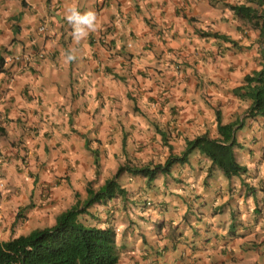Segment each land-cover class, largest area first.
Listing matches in <instances>:
<instances>
[{"label": "crops", "instance_id": "0c3cea01", "mask_svg": "<svg viewBox=\"0 0 264 264\" xmlns=\"http://www.w3.org/2000/svg\"><path fill=\"white\" fill-rule=\"evenodd\" d=\"M242 2L244 0H0V57L8 61L2 63L0 71V153L11 165L12 162L14 166L20 161L23 163V171L19 173L32 176L37 172L38 178L40 174L47 179V165L43 162H52L53 158L45 156L44 146L49 145L51 139L52 151L62 149L59 155H65L70 163H78L76 153L88 154L84 148L85 137L69 133L68 126L58 130L54 126L49 129L34 125L35 120L46 115L55 118L54 113L61 104L62 108L76 112L78 118L89 111L87 104L81 103L88 96L85 88L79 87L83 90L76 99L70 96L68 86V73L82 76L81 69L85 71L87 65L91 71L109 68L113 73L129 74L133 82L128 80L131 96V104L125 103L128 116L139 122V117H144L142 125L145 126L146 119L154 117L174 126L173 132H178L177 126L183 127L178 139L184 131L189 134L204 131V126H214V109L219 110L222 122L239 115V119L243 115L245 118L241 109L247 102L237 99L231 90L241 84L245 74L259 68L262 44L257 29L228 8ZM73 5L81 12L94 10L97 14L96 31L79 43L74 41L72 27L65 16L66 9ZM205 33H217L227 39L208 38ZM64 51L74 55V59L67 61ZM121 53L128 54L126 60L119 57ZM28 66H36L40 76L45 74L47 78H33ZM41 66L46 70H41ZM49 66L60 69V74L52 73ZM171 67H176V71ZM97 93L102 100L97 101ZM103 94L97 90L93 93L92 99L98 105L89 111L90 114L94 111L93 119L85 116L84 122L81 118L70 125L81 134L91 133L93 144L99 137L105 142L107 130L120 133L119 114L125 112L119 109L116 98L113 101L112 91L106 96ZM38 98L40 103H36ZM18 116L23 126L13 121ZM131 121L126 122L132 131L130 141L136 137L138 142L147 143L142 130L145 126H134ZM108 123L110 126H106ZM64 131L68 136L61 134ZM157 136L155 134V140ZM8 141H15V145L9 148ZM104 155L102 152L100 156ZM106 155L111 157V152ZM196 171L182 172L180 176L189 180V186L183 185L182 189L176 187L182 183L170 185V191L163 192L164 197H157V200L163 198L174 210H166V204L158 213L149 208L142 210L140 222L148 225L156 220L158 231L146 245L131 244L122 264H184L188 259L191 264H264V236L251 228L262 210L264 192L257 190L254 198L250 195L245 199L236 195L232 198L224 191L226 180L222 181L224 188L220 186L219 170H213V174L206 177V185L202 181L203 172ZM215 188L222 189L223 194ZM74 190L81 194V188ZM249 200L251 209L247 204ZM221 204L234 206L233 216H238L241 222L220 242L210 245L209 239L204 246L189 253L186 244L190 240L210 237L218 231L217 227L220 232L226 229L229 208H224L222 222L217 214L210 212L212 207ZM238 204L242 210H236ZM147 219L149 222H145ZM197 220L195 235L181 230L183 226L190 228ZM166 221L175 227L174 231L168 229Z\"/></svg>", "mask_w": 264, "mask_h": 264}, {"label": "rangeland", "instance_id": "374dc122", "mask_svg": "<svg viewBox=\"0 0 264 264\" xmlns=\"http://www.w3.org/2000/svg\"><path fill=\"white\" fill-rule=\"evenodd\" d=\"M205 36L208 38L213 37L209 33H205ZM120 51L121 49L119 50V53ZM127 56L128 54L126 53L119 54V57H123V60H126ZM116 60L119 62L118 59ZM107 62H109V60ZM81 68H83L82 65ZM42 69L46 70L44 66H41V70ZM49 69L56 75L60 74L61 71L58 68L53 69L51 66H49ZM86 69L85 71H82L81 69L80 73L82 76L72 74L71 78H69L68 86L70 87L72 85L75 93H78V90L82 87L85 88L84 91H86L88 96L86 101H82L81 103H86L89 111L98 106L92 99L93 93L96 92V90L97 92H104L103 96H106L108 92L112 91L113 101L116 98V101L119 103V109L125 111L123 115H121V113L119 114V122L121 126L118 127L120 133L117 134V131L110 133V131L107 130V134L104 138L105 142H103V139L99 137L98 141L100 143L98 144L97 141L93 144L91 143L93 139L90 138L91 133L85 132L82 134H76V131L71 132L78 138L85 137L84 140L86 142L88 141L87 143L89 147L96 150V165L92 162L94 156L91 155L89 150H87V155L85 152L82 154L75 152L78 158V163L75 164L76 162L70 163L65 155L60 156V151H52L50 149L52 146H49L48 148L45 147V156L49 155L48 158H53L52 162H43V164L45 163L47 165L46 176L48 179L42 178V175L40 174L38 178L37 172H33L32 176H29L27 173L24 174V172L21 174L19 172L23 171H20V169L24 168L23 166L20 169H16L14 165L8 164L4 161L0 162V239H7L18 234L27 233L32 228L44 227L52 224L54 216L58 212L69 208L71 205L70 202L74 201V188H81L79 199L83 198L86 182L89 181L92 189H96L105 179L113 177L117 167L126 164V161H130L131 165L134 164L138 166L147 165L148 163H162L168 154H179L181 152V149L184 146L185 137L189 138L190 136H197L205 132H207V134L211 137L215 136V128L213 130L214 126H204V131L202 130L189 134L184 131V133L181 134V139H178V132L183 130V127L180 128V126H177L178 132H175L177 133L176 135L172 129H165V121H159L154 117L146 119V126L148 127L146 129V126L142 125L144 117H139L140 122L136 119H132L133 116L129 117L126 109L125 103L131 104L129 101L131 99V96L129 95V81L133 82V78L130 77L129 74L127 75V73H123L125 78L124 83L120 79L112 76L111 71L108 73L105 70L99 71L93 69L91 71L89 69V65H87ZM171 69L176 71V67H171ZM76 70H78V68H76ZM63 73H65L64 69ZM32 77L34 78V76ZM39 78L43 80V78L47 77L43 74ZM39 78L36 79L39 80ZM86 82L89 83V85H86ZM80 86L81 88H79ZM127 92L128 95L126 94ZM125 98L127 101L124 100ZM86 104H84V106ZM92 104L95 105L93 106ZM62 106L63 105L61 104L60 107ZM246 106L247 105L244 106L243 113L241 115L246 113ZM89 111L79 118L78 114H75L72 117L71 125L76 124L77 119L80 120L83 118V122L86 118L89 119L91 117L93 119L94 111H92V114H90ZM51 115H53V113H51ZM54 115L55 118H51V120H35V122H37V125H46L53 121L56 126L64 129L66 123L65 118L63 117V111L59 109L56 113H54ZM47 116L48 115H46V117ZM243 116L241 118H243ZM124 117L126 118L124 119ZM237 117L238 124L234 126V128H236L235 137L241 147L235 149L236 158L240 162L245 163L247 168V171L244 175H242V178L250 186H253V192H257L258 190V193L262 194L264 192V120L261 119V116H254L253 120H248L250 118L245 117L239 123L240 115ZM158 118L160 119L162 116H159ZM128 120H132L130 124H134V126H145L142 130L146 133L147 143L138 142L136 137L133 141H130L133 137L132 131L129 129L131 127L126 123ZM66 122L69 123V121ZM245 122L247 125H244ZM106 126H110V124L108 123ZM46 128H49V126H46ZM155 129L157 131H155ZM162 130L165 131L164 137H167L166 140L163 141L161 138L155 140V134L158 135V132ZM148 131L151 133H148ZM65 133L68 134V132ZM148 134H152V136L149 137ZM11 146L12 145H10L9 148ZM67 151L68 150H66V152ZM102 152L105 154L103 157L100 156ZM108 152H111V157L106 155ZM35 160L38 161L40 159ZM188 163L191 167L185 165L183 168L178 169V171L193 172L195 171L191 169L193 166L198 168L196 169V172H203V177L205 176L207 167L210 166L209 160L203 155H199L197 150H192ZM211 167L210 173L213 174L215 167ZM223 180L224 177L219 179L221 188H224L222 182ZM117 182H119L120 186L125 188V197L117 196L109 200L107 203L105 202L104 205L94 204L88 209L91 215L81 214L77 217L86 223L106 225L113 229L119 258L116 264H122L127 252H129L130 245L134 242L138 244L142 242L144 244L145 239L154 237L156 230L154 226L149 227V224L143 225L144 221L140 222L139 220L142 218L140 217L142 213L140 209L143 208V201L146 200V198L150 199L151 197V194L147 192L141 194L139 197H136L138 190L143 189V180L139 179V177L135 175L132 176L129 173L122 172L118 176ZM156 183L159 187L158 191L155 190L154 194L156 197H164L163 191H165V193L168 191L163 188L165 186L162 187L161 178H159ZM228 184L229 185H227L224 189L227 191L228 195H231L232 198L236 195L240 199H245L251 192L247 187L239 185L238 178L232 177ZM247 204L251 209L250 200ZM152 207V210L155 212H159L165 208V206H161L156 203H154ZM225 207L226 206L223 205V208ZM232 207L234 206L230 205L229 212L231 213L234 212L232 211ZM261 207L262 210L259 215L255 212L256 215H258V220L253 223L251 228L253 231H257V233L264 236V204H261ZM237 208L238 210H242L239 204L236 206V210ZM174 209L175 208H173L169 203H166V210L172 211ZM251 212L253 213V210ZM235 217L238 218V216ZM239 221L241 222L240 219ZM145 222H148V219L145 220ZM165 225L170 231L175 230V227L170 226L168 221L165 222ZM150 232H152V234H150Z\"/></svg>", "mask_w": 264, "mask_h": 264}, {"label": "trees", "instance_id": "16d2710c", "mask_svg": "<svg viewBox=\"0 0 264 264\" xmlns=\"http://www.w3.org/2000/svg\"><path fill=\"white\" fill-rule=\"evenodd\" d=\"M228 8L235 16L249 23L252 28L257 29L258 39L262 43L260 48L262 62L259 69L245 74L242 77L241 84L232 88L231 92L237 99L247 102L245 117H264V0H244L242 3L229 5ZM211 35L215 38L227 39L224 35L217 33ZM1 70L3 69L0 57ZM105 71L110 72L109 68H106ZM112 76L125 83L123 74L112 72ZM98 94L97 101L102 100L103 97L98 96ZM126 94L128 95V92ZM214 111V137L205 132L192 138H185L181 152L179 154H168L162 163H148L147 165L138 166L131 165L130 161H126V164L117 167L113 177L105 179L96 190H93L89 186L90 183H87L85 198L79 200L77 192H74L75 200L73 204L69 208L58 212L54 216L52 224L32 228L25 234L0 239V264H116L118 252L113 229L106 225L86 223L77 216L81 214L91 215L88 208L93 204H103L117 196L125 197V188L117 182V178L122 172L129 173L132 176L135 175L143 180V189L138 190L136 197L147 192L151 194V197L150 199L146 198L143 202L149 201L151 204L156 203L164 206L166 204L164 199L157 200L154 194L159 187L156 182L161 178V185L162 187L165 186L163 188L168 192L170 191L169 186L173 184L182 183L176 186L182 189L183 185L189 186V180L180 178L183 171H178V169L183 168L185 165L190 166L188 162L192 150H197L199 155H203L209 160L210 166L207 167L202 180L204 185L207 184L206 177L210 175L211 166H213L221 172L222 177L226 180L225 187L229 185L228 183L232 177L238 178L239 185L250 189L249 195L254 198L253 186H250L242 178L247 168L244 163L236 158L235 149L241 147L236 140V128H234L238 124V117L235 116L228 122H222L219 110L214 109ZM241 120L242 118L239 123ZM16 123H19V121ZM164 126L165 129L175 130L174 126L171 127L166 123ZM68 131L71 133L73 130L69 129ZM155 131L157 130L155 129ZM68 134L63 133V136H68ZM76 134H79V132ZM174 134H176L175 131ZM164 135L165 131L158 132V138L163 141L167 138ZM20 137L17 139L19 142L22 140ZM87 142L84 141V148L94 156L92 162L96 165L97 152L95 149H91ZM60 151L63 152L62 149ZM16 164H18L15 166L16 169H20L23 165L21 161ZM191 169L196 170V167L192 166ZM215 189L219 190L218 192L221 194L226 191L219 188ZM252 200L254 209L257 210L256 202L254 199ZM189 202L191 203V200ZM223 205H216L210 209L211 213L218 215L220 222L223 221ZM226 206L230 208L229 204H226ZM217 209L218 211H216ZM140 210L142 211V209ZM227 215L229 222L226 229L220 232L221 229L217 227L218 231L212 233L213 236L190 240L189 253L192 254L195 249L204 246L209 239L210 245H214L217 241L220 242L224 237L229 236L240 221L229 210ZM195 217L198 219L197 216ZM197 222L198 220L190 225L193 235L197 232L195 228ZM145 243L148 244V239H145ZM154 253H158V251L154 250Z\"/></svg>", "mask_w": 264, "mask_h": 264}, {"label": "clouds", "instance_id": "9594fccd", "mask_svg": "<svg viewBox=\"0 0 264 264\" xmlns=\"http://www.w3.org/2000/svg\"><path fill=\"white\" fill-rule=\"evenodd\" d=\"M65 16H66V19H67V21H68V23L71 25V27H72V30H73V39H74V41L76 42V43H79L82 39H84V38H86L88 35H89V33H91V32H94V31H96V29H97V14H96V12L94 11V10H87V11H84V12H81V11H79L78 10V8L76 7V6H69L67 9H66V13H65ZM40 30H43V28L40 26ZM261 43V42H260ZM262 44V43H261ZM39 56H41V55H39ZM2 59V63H5V62H8L7 60H4V58L2 57L1 58ZM74 59V55H72L70 52L69 53H67L66 54V60L67 61H71V60H73ZM15 60H18V58H16ZM259 69V68H258ZM28 70H29V72H30V74L32 75V76H34V78L36 79V78H38L40 75V72H39V70L37 69V67L36 66H34V67H31V66H28ZM2 71V70H1ZM72 76V75H71ZM71 76H70V74L68 73V78H71ZM70 96L73 98H76L77 99V97H78V95L80 94V92H81V89L80 90H78V93H75V91L73 90L74 89V87L71 85L70 87ZM76 94V95H75ZM82 102V101H81ZM36 103H40V100H39V98L37 99V102ZM78 104V103H77ZM63 107V106H62ZM62 107H60L59 106V108L58 109H60V110H62L63 111V117L65 118V125L66 126H68V130L69 129H72L71 127H70V125H71V120H72V117L76 114V112H72L71 110H67V109H64V108H62ZM262 117V116H261ZM250 118V117H249ZM253 118V117H252ZM264 118V117H263ZM45 119H50L51 120V118L49 117V116H47V117H45L44 119H42V118H39L38 120H45ZM251 119V118H250ZM37 120V121H38ZM13 121H15V123L17 122V121H19V123H16V125H22L23 126V120H21L20 119V116H18L16 119L14 118L13 119ZM66 121H69V123L68 122H66ZM35 126H49V128H50V126H54V127H56L58 130H62L61 129V127H58V126H56V124L52 121L50 124H38L37 125V122H35V124H34ZM42 128L41 127H39V134H40V136L42 135V130H41ZM74 132H75V130L74 129H72ZM65 132H67V131H64V132H62L61 134L63 135V133H65ZM9 142V144H8V147L10 146V145H12L11 147H13L14 145H15V141H12V143L10 142V141H8ZM52 144H53V141H52V139H51V142H50V144L49 145H46V146H44V147H49V146H52ZM51 150L53 149V148H50ZM57 151H60V148H57L56 149ZM92 155V154H91ZM2 161H4V162H7L8 164H10V162H9V160H6L5 159V157H3V154L2 153H0V162H2ZM94 164V163H93ZM245 164V163H244ZM12 165H13V163H12ZM95 165V164H94ZM245 166H246V164H245ZM247 171V170H246ZM108 179V178H107ZM87 183H90L89 181L88 182H86V186H87ZM119 183V182H118ZM101 185V184H100ZM99 185V186H100ZM86 186H85V188H86ZM89 186H90V184H89ZM98 186V187H99ZM91 187V186H90ZM123 187V186H122ZM92 188V187H91ZM124 188V187H123ZM97 189V188H96ZM96 189H94V190H96ZM74 193V192H73ZM78 194V193H77ZM85 196H86V192H85V189H84V197L83 198H81V199H79V195H78V199L79 200H82V199H84L85 198ZM73 197H74V195H73ZM115 198V197H114ZM113 199V198H112ZM74 200H75V198H74ZM111 200V199H110ZM109 200H107L106 201V203L108 202ZM94 205V204H93ZM92 205V206H93ZM101 205V204H100ZM103 205H104V203H103ZM142 205H143V210L145 209V208H149V209H153V204H151L149 201H145V202H143L142 203ZM71 206V205H70ZM90 208V207H89ZM88 208V209H89ZM65 210V209H64ZM63 211V210H62ZM161 211V210H160ZM156 213H158V212H156ZM54 220V219H53ZM149 222V221H148ZM150 224H149V227H152V226H154V228H155V230H156V233H157V231H158V228H157V221L156 220H153V221H151V222H149ZM190 226V225H189ZM111 228V227H110ZM195 228L197 229V227H196V225H195ZM181 230H183V231H191L190 230V228L188 227V226H183L182 228H181ZM156 233H154V234H156ZM25 234V233H24ZM19 235V234H18ZM188 236V235H187ZM13 237V236H12ZM149 240V239H148ZM123 243V242H122ZM145 245H146V243H144ZM139 245H143V243L141 242ZM117 248V247H116ZM186 249H187V251L189 252L190 251V245H189V243H187L186 244ZM129 251H130V249H129ZM118 252V251H117ZM128 253V252H127ZM126 256H127V254H126ZM125 256V257H126ZM118 260H119V258H118ZM118 262V261H117ZM184 264H191V262H190V260L188 259Z\"/></svg>", "mask_w": 264, "mask_h": 264}]
</instances>
